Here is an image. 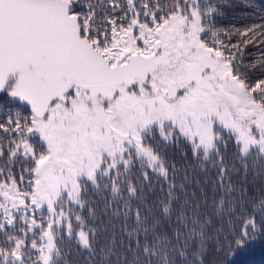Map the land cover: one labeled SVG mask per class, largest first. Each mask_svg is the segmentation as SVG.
<instances>
[{
    "label": "snow or ice",
    "instance_id": "snow-or-ice-1",
    "mask_svg": "<svg viewBox=\"0 0 264 264\" xmlns=\"http://www.w3.org/2000/svg\"><path fill=\"white\" fill-rule=\"evenodd\" d=\"M222 14L212 0H0V264H61L65 234L89 264H204L213 228L231 225L230 249L264 233V198L245 208L224 160L231 143L243 179L253 152L264 162V17ZM181 142L216 169L210 205L176 207L186 184L159 149ZM148 170L163 200L149 203ZM89 193L99 223L95 206L79 214Z\"/></svg>",
    "mask_w": 264,
    "mask_h": 264
},
{
    "label": "trees",
    "instance_id": "trees-1",
    "mask_svg": "<svg viewBox=\"0 0 264 264\" xmlns=\"http://www.w3.org/2000/svg\"><path fill=\"white\" fill-rule=\"evenodd\" d=\"M212 2L223 7V14L217 16V23L225 27L231 25L240 27L251 21L259 22L260 18L264 17V0H212ZM249 52L250 55L246 57L248 61L257 59L260 56L257 49L251 46ZM259 75V72L252 73V81L255 82ZM6 100V97L0 98V104L5 103ZM152 143H155V141ZM159 151L169 168V179L173 178L171 169L172 165L175 164L179 168V174L175 177L176 184H186L185 189L179 192L176 207L182 205L186 199L203 203L206 198L210 205L213 196L218 195L216 169L211 164L205 166L197 162L192 155L190 145L183 142L160 148ZM224 160L229 167L235 165L231 172L232 183L238 189L235 195L239 197V188L243 186L247 190L245 199L248 201L244 204V207L251 211L249 205L253 201L258 202L259 199L264 198V162L259 160L253 152L247 159V178L243 179L241 176L243 166L237 159L235 149L231 143L224 151ZM139 169L140 165L137 163L136 170L131 173L133 178L141 174ZM16 171L18 176L19 165H16ZM148 171L149 175L153 177L149 203L163 200L168 193V183L151 170ZM185 171H187L189 177L187 181L183 180ZM102 200L103 197L101 196V202L97 204L92 194L89 193L86 208L80 210L79 214L87 217V205L95 206L98 208L97 223H99V213L103 210ZM257 219L259 221L260 217H257ZM72 222L75 225V215L72 217ZM105 223H108L107 217H105ZM230 227L231 225L225 223L222 231H218L216 228L212 229L207 242L208 246L204 249L207 253L204 264H264V233L258 231L256 236L250 239L243 248L236 249L233 246L230 249L228 247ZM119 230L120 226L117 224L116 232L119 233ZM57 239L59 246L63 249L61 264H89L88 255L83 249L77 248L74 240L69 239L66 234L63 239L59 236Z\"/></svg>",
    "mask_w": 264,
    "mask_h": 264
},
{
    "label": "rangeland",
    "instance_id": "rangeland-1",
    "mask_svg": "<svg viewBox=\"0 0 264 264\" xmlns=\"http://www.w3.org/2000/svg\"><path fill=\"white\" fill-rule=\"evenodd\" d=\"M29 235H31V234H29Z\"/></svg>",
    "mask_w": 264,
    "mask_h": 264
}]
</instances>
